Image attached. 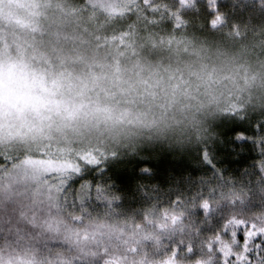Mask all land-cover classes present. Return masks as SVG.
Here are the masks:
<instances>
[{
    "label": "trees",
    "instance_id": "obj_1",
    "mask_svg": "<svg viewBox=\"0 0 264 264\" xmlns=\"http://www.w3.org/2000/svg\"><path fill=\"white\" fill-rule=\"evenodd\" d=\"M38 1L35 19L47 27L34 31L28 42L17 35L29 53L52 57L56 69L65 67L56 56L67 45L57 48V40L49 38L46 29L50 23L68 25L51 17L66 6L63 14L71 11L95 19L101 36L99 54L104 56L110 48L136 50L145 60L169 63L165 56L174 45L183 54H193L194 61L200 58L209 69L228 63L230 72H264V0H117V10L116 0ZM7 12L0 15L1 27L5 21L14 33L25 28L14 8ZM5 35L12 40V34ZM41 44L46 45L43 51ZM76 47L87 53L92 48L90 41L77 42ZM181 53L172 55L182 58ZM246 91L230 94L202 129L164 135L156 143L116 155L115 160L108 156V172L102 176L87 167L83 177L64 187L67 181L62 177L78 173L84 165L77 171L51 174L48 182L57 199L49 207L53 221L45 216L43 205L27 204L30 199L22 195L0 200V259L14 258L13 264H238L237 257L243 260L244 252L237 239L247 232L251 259L259 264L264 250L257 257L254 243L264 232V148L260 147L264 127L255 132L253 126L264 124V92ZM241 131L253 142L234 139ZM206 145L216 169L201 159ZM4 164L0 159V170ZM144 167L152 169L150 175L140 171ZM204 202L209 209L203 208ZM110 223L124 232H92ZM88 225L87 235L62 238L64 229ZM226 243L231 247L229 256L222 249Z\"/></svg>",
    "mask_w": 264,
    "mask_h": 264
},
{
    "label": "rangeland",
    "instance_id": "obj_2",
    "mask_svg": "<svg viewBox=\"0 0 264 264\" xmlns=\"http://www.w3.org/2000/svg\"><path fill=\"white\" fill-rule=\"evenodd\" d=\"M38 4L37 0H0L1 16H6L7 11L14 8L21 13L16 12L17 18L31 24V27L14 33L13 26L3 21V26L0 25V60H23L49 80L63 74L66 89L72 86L69 95L83 92L84 100L92 108L108 110L101 115H81L76 120L66 122L67 126L60 130L53 125L39 134H23L25 129H20L21 134H15L16 129H10L8 124L0 127V153L10 154L11 158L22 151L32 154L7 172L0 170V200L22 195L30 199L27 204L43 205L45 216L50 221L54 218L49 207L54 206L57 199L51 191L50 178L42 180V176L77 171L80 161L85 158L91 160L119 155L139 144L156 143L164 135L176 137L183 132L202 129L217 116V112L221 111L217 108L229 100V95L235 91L240 94V90H248L249 95L264 92L263 71L249 73L242 69L238 73L237 70L230 72L226 70L231 68L228 63H224L223 68L217 66L216 69H209L200 58L194 61L196 58L193 54H183L174 45L173 50L165 56L169 63L158 58L145 60L138 56L136 50L129 53L126 49L110 48L108 56L99 54L98 41L101 36L96 33L95 19L92 16L80 18L71 11L70 14H63L62 11L66 12L63 4L64 8L57 9L51 17L52 21L58 23L65 20L68 25L50 23L46 29L49 31L47 36L57 40V48L60 44L67 45V49L62 48L60 56H56L60 63L64 62L65 67L56 69V61L52 57H45L42 53L37 57L29 53L23 38L17 35L25 36L28 42L30 36L35 37L33 27L35 32H40L43 26L47 27L31 15ZM113 8H119V1H114ZM5 34H12V40ZM80 41H90L92 48L87 49L88 53L76 47ZM41 45L43 51L46 45ZM175 52L183 54L182 58L176 57L177 54L172 55ZM41 152L47 153L43 160L39 158ZM114 225L110 223L103 229L95 227L92 232H124V229H117ZM89 231V225L86 228H67L62 231L66 235L62 238H77L87 235ZM57 233H60L59 229ZM124 240L125 237L119 242ZM222 249L224 254L231 252L229 243L224 244ZM14 262V258L0 259V264Z\"/></svg>",
    "mask_w": 264,
    "mask_h": 264
},
{
    "label": "clouds",
    "instance_id": "obj_3",
    "mask_svg": "<svg viewBox=\"0 0 264 264\" xmlns=\"http://www.w3.org/2000/svg\"><path fill=\"white\" fill-rule=\"evenodd\" d=\"M31 15L38 13L33 11ZM18 23L31 27L30 22L24 19ZM70 92L72 86L66 89L63 74L49 80L23 60H0V127L8 124L10 129H16L15 134H21L20 129H25L23 134H39L53 125L60 130L67 126L66 122L76 120L81 115H101L108 111L92 108L84 100L83 92L69 95Z\"/></svg>",
    "mask_w": 264,
    "mask_h": 264
},
{
    "label": "snow or ice",
    "instance_id": "obj_4",
    "mask_svg": "<svg viewBox=\"0 0 264 264\" xmlns=\"http://www.w3.org/2000/svg\"><path fill=\"white\" fill-rule=\"evenodd\" d=\"M181 3H183V0H181ZM218 10H219V6L217 4L216 11H218ZM213 23H214V21H213ZM253 127H254L255 132H259L261 130V128L264 127V124L256 123ZM234 139H236V140H248L250 142H253V140H254L253 137H249L248 135H246L242 131L237 132L234 136ZM260 147L264 148V142H262L260 144ZM30 155H32V154L28 153L27 151H22L18 156H15L13 158H10V154L4 155L3 157H0V159H3L5 161L3 171L7 172L8 168L10 166L22 163L25 159L29 158ZM46 155H47L46 152H41V153H39V158L41 160H43ZM261 157L264 158V153H261ZM112 159L113 160L116 159L115 154H113ZM201 159L206 164H208L211 168H213V169L217 168V165L215 164V162L212 159V153L210 152V146L209 145H206L205 147L202 148ZM107 160H108V158L105 157L103 160L95 159V158L89 160V159L85 158L84 160L80 161V163H82L84 165V167H81L80 171L78 173H75V174L70 173L68 176L62 177V179L67 181V183L64 185V187H67L68 184H71V183H73V181L79 179L80 177H83L85 175V168H87V167H91L95 170H98L99 175H101V176L104 173H107L108 172ZM44 171L47 172V169H45ZM140 171L150 175L152 172V169L149 167H144V168H141ZM41 178L43 180V179H47V178H51V177L50 176H47V177L42 176ZM81 183H83V181H81ZM88 183L91 185L93 182L89 181ZM89 191H91V188L89 189ZM203 208L205 210H207L210 208V205L207 202H204ZM253 227H255V226L253 225ZM232 235L237 236V233L234 232V233H232ZM258 235L260 236V240H259V242L254 243V251H255L256 256L260 257L261 250H264V232H260V233H258ZM248 239H249V233H247V232L240 234L238 236L237 242L238 243H240L241 241L243 242L241 247H242L243 252H244L243 261H240L239 257H237L238 264H253V261L251 259V255H250V251H249V247H248ZM189 251H191V249H189ZM259 264H264V257H262L260 259Z\"/></svg>",
    "mask_w": 264,
    "mask_h": 264
}]
</instances>
